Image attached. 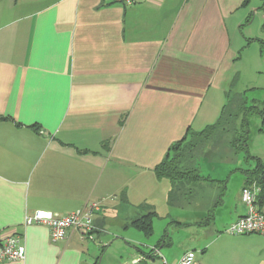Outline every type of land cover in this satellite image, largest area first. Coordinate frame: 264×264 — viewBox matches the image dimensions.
Instances as JSON below:
<instances>
[{
	"label": "crops",
	"instance_id": "0c3cea01",
	"mask_svg": "<svg viewBox=\"0 0 264 264\" xmlns=\"http://www.w3.org/2000/svg\"><path fill=\"white\" fill-rule=\"evenodd\" d=\"M263 8L264 0H0V235H22L26 249L0 264H93L92 244L105 245L107 229L159 216L171 184L154 168L171 145L216 122L236 97L264 108L247 97L250 71L264 64ZM239 81L251 86L234 92ZM244 119L246 148L225 142L196 162L202 180L186 204L205 243L198 264H264V236L225 232L247 212L244 185H255L264 212V184L249 175L264 168V129L254 110L236 126ZM89 201L101 207L84 239L69 231L51 242L47 226L24 225L36 210L60 216ZM125 237L147 249L118 264H162L152 252L162 245Z\"/></svg>",
	"mask_w": 264,
	"mask_h": 264
},
{
	"label": "rangeland",
	"instance_id": "374dc122",
	"mask_svg": "<svg viewBox=\"0 0 264 264\" xmlns=\"http://www.w3.org/2000/svg\"><path fill=\"white\" fill-rule=\"evenodd\" d=\"M259 26L262 31L261 21ZM250 73L253 76L252 82L254 83L252 84L254 90L247 93L248 99L257 97L260 100H264V64H261L258 73H254V75L253 72L250 71ZM247 84L251 83H241L239 81L233 91L240 92L248 89L251 85ZM191 131L187 132L184 136L179 150L182 149L183 152L188 153L191 156V160H194L195 164H197V160L204 156L206 151L217 149L219 145L225 142L231 144L236 139V136L240 134L241 130H231V125L229 122H226L212 135V139L206 143L199 142L200 138ZM261 143L262 141H256L251 148L253 149L254 145H260ZM204 165V163L200 164L201 169L204 168ZM192 186L193 184L186 185V187H175L174 195L178 198L173 202L172 206H167L166 209L161 211L159 216L157 215L152 219V234L150 236H145L142 232L132 227H129L127 230L118 226H112V228L107 229L105 232L108 235L105 237L107 243L105 245H101V243L97 245L92 244L91 255L94 258L93 264L97 263V258L99 264H118L129 257L130 253H135L136 248L147 249L140 243L128 241L131 239L127 240L125 236L137 241L139 239L144 243H159L162 245L160 256L166 258L169 264H174L178 257L186 250H194L192 253L195 259L201 263V248H203L205 243L202 241L198 225L193 222V218H195L193 215L194 208L186 204L187 197L191 195ZM163 241H165L164 245Z\"/></svg>",
	"mask_w": 264,
	"mask_h": 264
},
{
	"label": "built area",
	"instance_id": "2783aa9c",
	"mask_svg": "<svg viewBox=\"0 0 264 264\" xmlns=\"http://www.w3.org/2000/svg\"><path fill=\"white\" fill-rule=\"evenodd\" d=\"M118 1L123 5H131L134 0H105ZM263 27H264V8ZM256 187L244 185L240 195L242 202L247 207V212L230 222L225 232L229 235L259 234L264 236V212L256 206ZM101 207L99 201H89L82 208L68 212L64 215H54L51 211L40 209L32 214H27L24 225L43 224L49 229V239L57 242L64 239L69 231H77L82 239L96 230L93 224V216ZM153 255L160 256L156 248H152ZM26 255L22 235L10 233L0 235V262L23 260ZM144 257L132 260V264L141 262ZM162 264H169L161 256ZM174 264H198L191 251L184 252Z\"/></svg>",
	"mask_w": 264,
	"mask_h": 264
},
{
	"label": "trees",
	"instance_id": "16d2710c",
	"mask_svg": "<svg viewBox=\"0 0 264 264\" xmlns=\"http://www.w3.org/2000/svg\"><path fill=\"white\" fill-rule=\"evenodd\" d=\"M259 41L264 48V41ZM251 110H254V112L259 114L261 118V129H264V108L258 109L257 105L245 106L243 99L236 97V99L229 102V104L223 108L221 115L216 122L205 126L199 131L192 130L191 132L200 138L199 142L206 143L212 139V135H214L218 129H220L226 122H229L231 130H241L240 134L236 136V139L231 145L246 148L248 141V126L246 120H243L240 127L236 126L235 121L238 116H245L246 113ZM183 140L184 137L173 143L165 157L154 168L155 175L158 178H166L171 184V190L167 197L168 206H172L173 202L178 198L174 195L175 187H186V185L195 184V182H200L202 180L197 164H195L194 160H191V156H189L188 153L183 152L182 149L179 150V146ZM249 175L254 178L258 185L264 184L263 167H260ZM260 192V196H264V187H261ZM155 216H157V214L154 212L139 215L129 220L125 224V227H132L142 232L145 236H150L152 234V219ZM95 264H98V262Z\"/></svg>",
	"mask_w": 264,
	"mask_h": 264
},
{
	"label": "water",
	"instance_id": "95a60500",
	"mask_svg": "<svg viewBox=\"0 0 264 264\" xmlns=\"http://www.w3.org/2000/svg\"><path fill=\"white\" fill-rule=\"evenodd\" d=\"M43 133L45 134V131H43Z\"/></svg>",
	"mask_w": 264,
	"mask_h": 264
}]
</instances>
